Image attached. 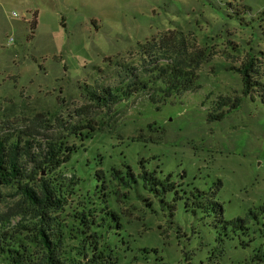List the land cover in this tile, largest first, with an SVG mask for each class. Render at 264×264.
<instances>
[{"label":"rangeland","instance_id":"1","mask_svg":"<svg viewBox=\"0 0 264 264\" xmlns=\"http://www.w3.org/2000/svg\"><path fill=\"white\" fill-rule=\"evenodd\" d=\"M171 32L186 54L204 51L200 89L163 105L150 103V91L109 108L92 103L88 92L148 79L141 46ZM247 54L264 65V0H0V139L24 149L28 141L32 155L48 143L78 149L55 172L37 171L33 185L51 182L72 209L91 191L98 220H107L102 264H264L252 261L264 244V102L242 97L221 121L206 120L221 97L242 95L234 68ZM30 158L21 165L31 172ZM129 170L154 171L175 189L159 198L140 181L125 185ZM102 183L106 189L95 188ZM196 191L208 200L206 217L192 212ZM214 203L226 221L249 210L258 221L248 234L225 238ZM25 206L17 185L0 187L7 228L37 223ZM69 213L50 215L69 226L65 257L78 260Z\"/></svg>","mask_w":264,"mask_h":264},{"label":"trees","instance_id":"2","mask_svg":"<svg viewBox=\"0 0 264 264\" xmlns=\"http://www.w3.org/2000/svg\"><path fill=\"white\" fill-rule=\"evenodd\" d=\"M35 24L36 21H33L32 26L34 27ZM187 50L183 39L172 32L168 36L160 37L159 35L157 38L147 41L141 46V53L150 66L149 78L135 77L125 87L103 88L98 93L96 91L88 92L90 100L100 108H109L123 98L127 99L136 93L150 91L151 93H148L150 103L163 105L170 98L197 91L200 89L197 69L204 61L205 53L198 49L194 53L186 54ZM160 54L163 56L162 63ZM258 60L247 54L239 67L234 68L241 78L242 95L233 100L221 97L215 103L213 111L207 114L208 123L221 121L226 114L237 109L241 104L242 97H249L251 100L257 98L264 102V82H262L264 74L261 75L264 65ZM91 130L93 131V129ZM82 136L87 137L89 134L85 133ZM24 147L25 149L20 148L18 142L9 143L0 139V187L17 185L25 200L26 214L31 216V219H35L37 223H34L32 227L18 224L16 228H7L6 221L0 216V257H3L8 264H102L110 249V241L107 240L106 234L101 232L107 226V220H104L105 218L102 221L98 220L91 191H86L81 199L82 203L72 209L70 203L67 202L68 195L62 194L61 189L53 187L51 182L47 183L44 178H41L38 186L33 185L36 184L34 176H38L37 171L45 172V175L55 172L68 163L78 149L75 150L74 146L66 147L62 142L48 143L42 153L32 155L29 151L30 143L28 141L24 143ZM28 156H31L29 162L33 166L35 165L31 172L21 165V157ZM119 174L118 171H114L115 176ZM102 175L104 174L96 173L97 180H100ZM139 181L143 189L159 198L175 189L174 183L170 182L168 177L161 179L154 171L148 170L141 171L140 175H135L133 171L129 170L125 175L124 184L130 186L131 182L135 186ZM96 184L99 183L96 182ZM95 188L106 189L107 186L102 183V186L95 185ZM73 193L71 192V195ZM196 194V196L193 195L195 201L192 202L194 206L192 212L194 213L197 209L201 214L207 216L209 212L208 200L203 192L196 191ZM87 205H91V208H88ZM213 206L217 222L222 224L220 228L225 238L230 235L235 236L237 233L246 232L248 234L251 231L250 223L258 221L259 216L251 210L243 218L238 217L226 221L222 217V206L218 203H214ZM67 209L71 210V213L66 216L70 217V226L74 228L75 236L80 244L77 247V256L80 258L78 260H70L65 257L66 240L74 239H69L66 236V229L69 226L54 224L53 221L57 219L50 215L55 211L64 213ZM174 210L173 206L169 209L172 217H174ZM107 213L117 218L116 213L112 210ZM67 234L70 237V233L67 232ZM253 240L254 238H252ZM254 252L252 261L257 260L264 263V244H262L261 251L258 247Z\"/></svg>","mask_w":264,"mask_h":264},{"label":"built area","instance_id":"3","mask_svg":"<svg viewBox=\"0 0 264 264\" xmlns=\"http://www.w3.org/2000/svg\"><path fill=\"white\" fill-rule=\"evenodd\" d=\"M14 16L16 15V14H13Z\"/></svg>","mask_w":264,"mask_h":264}]
</instances>
